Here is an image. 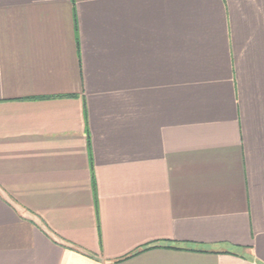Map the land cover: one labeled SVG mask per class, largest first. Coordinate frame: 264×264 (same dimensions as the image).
<instances>
[{
  "label": "crops",
  "instance_id": "crops-1",
  "mask_svg": "<svg viewBox=\"0 0 264 264\" xmlns=\"http://www.w3.org/2000/svg\"><path fill=\"white\" fill-rule=\"evenodd\" d=\"M0 264H264V0H0Z\"/></svg>",
  "mask_w": 264,
  "mask_h": 264
},
{
  "label": "trees",
  "instance_id": "trees-1",
  "mask_svg": "<svg viewBox=\"0 0 264 264\" xmlns=\"http://www.w3.org/2000/svg\"><path fill=\"white\" fill-rule=\"evenodd\" d=\"M152 248H154V246H145V247H142L139 251H136L135 253H133V254H132L131 256H129V257H132V256L138 254L139 252H142V251H145V250H149V249H152ZM127 258H128V257H127Z\"/></svg>",
  "mask_w": 264,
  "mask_h": 264
}]
</instances>
